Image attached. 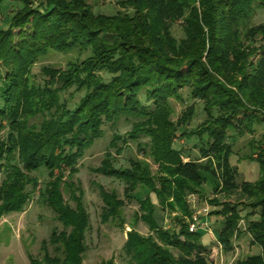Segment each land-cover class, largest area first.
<instances>
[{"label": "trees", "instance_id": "16d2710c", "mask_svg": "<svg viewBox=\"0 0 264 264\" xmlns=\"http://www.w3.org/2000/svg\"><path fill=\"white\" fill-rule=\"evenodd\" d=\"M13 1L26 3L25 0ZM27 1L31 9L23 21L21 17L14 18L0 28V66L7 70L5 74L0 72V118L11 128L9 145L5 146L0 141V172L6 174L0 189V214L23 210L25 201L32 194L26 191L27 184L36 188L38 182L36 178L28 179V176L45 168L49 180L54 179V183L51 190L47 187L42 194L47 196L48 206L57 213L64 226L60 233H53L52 241L61 254L51 256L46 251L42 260L32 259V264H82L88 214L81 206L74 209L65 202L59 184L66 173L73 175L77 172L75 165L78 159L102 137V118L108 121L133 119L129 139L151 138L161 172L156 183L137 161H133L132 168L115 166L110 152L97 170L105 176L124 181L128 185L127 190L136 191L140 185L147 189L146 197L139 200L143 213L141 219L154 230L164 246L152 238L129 233L124 248L133 263L208 264L205 257L210 249L203 245L199 232L191 233L185 223L178 232H170L159 226L156 213L159 207L163 213H174L179 209L188 215L190 205H187L186 198L202 196L203 184L209 179L206 173L214 172L211 161L202 162L221 153V148L225 147L221 144L225 130L218 129V124L221 123V128L234 124V121L221 118L225 111L243 109L247 112V107L252 106L264 112V45L254 48L249 43L246 47L241 40L244 24L255 8H264V0H123L119 4L130 5L134 12L126 17L120 13L95 16L86 0H49L37 6L31 0ZM178 21H182L184 33L180 39L169 30ZM21 25L28 28L26 38L31 40V44L26 39L13 40V31ZM257 34L264 39V25L247 32L251 36L249 41H254ZM21 35L19 33L18 36ZM164 38L168 39V44L164 43ZM129 42L135 47L137 44L134 43L140 44L137 54H130ZM171 47L173 59L165 54L166 48ZM48 48L77 49L84 58L67 77H62L61 86L57 85L56 79L46 80L51 81L48 88L52 89L45 95L55 105L61 99V92L73 89L71 93H77L84 101L75 105L73 110L67 109L69 114L57 119L58 126L42 124L41 131L30 133L22 118L36 115L40 99L35 97L36 94L33 97L31 93H21V84L38 56ZM256 56H259L257 66L249 72V66L253 67L248 62L249 57ZM236 74L241 76V80L232 88ZM96 75H100L102 81L107 75L111 79L95 86ZM116 80L119 83L113 85ZM89 84L95 89L88 91ZM119 87L121 91L115 93ZM185 88L191 89L194 99L203 101L209 122L215 120L218 123L211 132L214 142H207L209 150L202 146L201 158L186 162L183 150L174 147V136L176 132H181L188 139L197 135L198 131L187 132L185 128L193 118L194 105L188 107L183 118L188 119L187 122L180 121L176 125L169 121L171 100L182 99L180 91ZM100 92L106 94L104 99H97ZM247 117L245 120L249 124L253 122L254 118ZM70 137L75 140L73 149L68 155H58L55 148L62 140L63 145L68 146L66 142ZM119 139V136L115 137L109 148H116L121 154L123 149L117 145ZM17 155L19 161L16 160ZM190 156L186 158L190 159ZM248 159L259 164L262 176L254 183L244 182L240 186L235 178L237 172L228 159L225 163H218V168L225 170L223 180L215 179L212 185L230 202L224 204L232 206L226 211L232 214L225 217L217 236L225 251L233 250L235 226L241 218L239 213L253 209L248 214L245 232L251 235L252 242L258 244L262 252L237 264H264V144ZM152 195H155L158 206L152 201ZM102 197L106 205L102 217L108 220L117 214L123 202L118 201L115 193L109 195L102 191ZM233 197L238 202H232ZM242 199L251 202L244 205ZM254 215L258 218L252 219ZM236 233L237 238L244 234L241 230ZM44 247L46 249L47 244L44 243ZM169 248L177 250L179 256L175 257Z\"/></svg>", "mask_w": 264, "mask_h": 264}, {"label": "rangeland", "instance_id": "374dc122", "mask_svg": "<svg viewBox=\"0 0 264 264\" xmlns=\"http://www.w3.org/2000/svg\"><path fill=\"white\" fill-rule=\"evenodd\" d=\"M31 1L34 2V6L39 5L42 1L45 3L49 2V0ZM66 1L69 2L70 0ZM121 1L123 0H86V5L95 16H116L118 13L124 17L132 16L134 14L132 7L128 4H119ZM25 2L24 4L13 0L0 1V28L13 21L14 18L21 17V21H23L25 14L31 9L29 1L25 0ZM260 25H264V8H255L249 21L242 28L241 40L244 44L243 46L248 47L249 43H252L250 46L259 48L264 45V39L260 34H257V38L251 42L249 41L251 36L247 35L250 29ZM19 28L13 31V40L26 39L31 44V40L26 38V30L28 32V28H25L24 25H21ZM182 29V21H178L169 27V30L178 39L184 36ZM19 33H22L21 37L18 36ZM100 37H103L102 34ZM164 43L168 44L167 38H164ZM134 45L136 47L129 42L128 46L130 47L131 55L138 53L136 49L140 50L138 46L140 44L134 43ZM36 46L39 47L38 45ZM166 49L165 54L169 56V59H173L174 53L172 52V47ZM83 58L84 55L82 56L79 50L71 48H48L38 56L33 64V69L25 76L20 89L21 93H31L33 97L36 94L35 97L38 96V100L40 99V109L36 115L22 118L23 125L30 133H37L38 130L41 131L40 127H42V124L50 125V127L58 126L59 122L57 119L59 117H66L69 114L67 109L73 110L75 105L83 103L84 100L80 99V95L71 93L73 89H70L68 92H61V99L55 105L52 104L50 97L45 95L47 91L52 89L48 88L51 81L45 82L46 80H50V78L56 79L58 81L57 85L61 86L62 77H67L73 68L82 62ZM258 60L259 56L249 57L248 62L253 65V67L249 66V72L255 69ZM203 63L207 64L204 58ZM9 68H12V66H9ZM0 72L5 74L7 70L3 66H0ZM103 77H105V81H102L100 75H96L95 86L100 84L101 81L104 83L111 79L109 75ZM235 79L236 83H233L232 88L239 83L238 81L241 80V76L236 74ZM117 83H119L118 80L113 85ZM95 86L91 88V84H89L88 91L95 89ZM119 91H121L120 87L115 93H119ZM43 93L44 95L42 96ZM121 95L118 97H121ZM97 96V99L100 100L104 99L106 94L100 92ZM180 97L182 99L173 98L171 100L172 114L169 117V121L176 125L180 121L187 122L188 119L185 118L183 120V118L188 107L194 105L195 112L193 118L187 122L185 128L187 132H198L197 135H194L190 139L183 137L181 132H176L174 147L178 150H183L185 162L188 160H198L202 156V146L207 151L209 150L207 142H214L211 139V132L217 127L218 123L215 120L209 122L204 111L203 101L194 99L190 88L180 91ZM93 103L91 102V105H94ZM247 108H249L247 112L243 109L238 112L228 109L222 115L221 118L234 121V124L227 128H221V123L218 124V129L225 130V137L223 142H221L225 147L221 148V153L214 154V156L212 155L208 160L202 162L211 161L210 166L214 172L206 173L209 179L208 182L203 184L201 197L199 195H190L186 198V201H188L187 205H190V213L186 215L179 209L174 213H163L159 207L156 213V220L159 226L166 228L170 232H178L183 223L188 227L189 223L194 221L193 216H195L199 225H201L199 233L202 243L210 249V253L205 257L208 264H237L249 256L258 255L262 252L261 247L252 242L251 235L245 232L248 225V214L253 209L244 210L239 213L241 218L235 228L236 232L241 230L244 234L237 238L238 235L235 232L232 239L233 250L225 251V247L222 244H217V230L220 231L222 229L225 217L232 214L231 212H228L229 214L226 213V211L232 209V206L224 204L230 202L223 194L217 193L212 185L216 180H220L221 182L223 180V171L225 172V170L223 167L218 168L219 161L225 163L228 159L230 166L237 172L235 178L239 186L244 182L254 183L262 176L259 164L248 158L258 152L259 147L264 144V112L258 111V109L256 110L252 106ZM246 116H248L247 119L254 118L253 122L249 124L245 120ZM102 121L103 125L100 130L102 137L94 145L86 149L83 156L78 159L75 165L77 172L73 175L69 173L64 175L63 180L59 184V189L65 202L70 204L74 209L81 206L88 214L89 223L85 239V250L81 255L82 264H109L110 262L113 264H134L131 256L127 254L124 248L129 233L135 232L141 237L152 238L155 242L164 246L159 241L154 230L141 219L143 213L139 200L146 197L148 193L147 189H143L142 185H140L136 191L127 190L128 185L124 181L116 177L105 176L97 170L102 167L103 161L107 158V153L110 152L115 166L132 168L133 161H137L141 168L147 169L148 175L158 183V179L161 176L159 163L155 159L150 137L140 136L136 140L129 139L132 123L134 122L133 119L115 118L112 121H108L102 118ZM8 126L9 123L0 118V141L5 146L9 145V134L11 132V128ZM250 128L251 131L249 130ZM118 136L120 139L117 145L123 149L121 154L117 152L116 148H109L112 140ZM73 141L75 140L72 137L68 138L66 142L68 146H64V140H62L61 144L55 148V152H58V155H68L70 150L73 149ZM226 145L228 146L226 147ZM188 155H191L190 159L186 158ZM16 160H20L18 155L16 156ZM5 177L6 174L0 172V189ZM29 177L36 178L38 182L36 188L33 187L34 185L27 184L26 191H30L32 194L25 201L23 210L0 214V264H32V259L42 260L46 251L51 256L61 254L56 250L57 246L52 241L53 233H60L64 229V226L59 221L57 213L48 206L47 196L42 194V192L47 190V187L51 190L54 179L49 180L48 171L45 168L30 174L28 179ZM102 191L109 195L115 193L118 201L123 202V205L118 208L117 214L108 220L102 217L104 208L106 207ZM151 197L156 206H158L155 195ZM237 200L236 197L231 199L232 202H236ZM242 201L244 205L251 202L249 199H242ZM257 218L258 216L254 215L252 219ZM44 243L47 244L46 249ZM169 249L175 257L179 256L180 253L177 250L173 248Z\"/></svg>", "mask_w": 264, "mask_h": 264}, {"label": "built area", "instance_id": "2783aa9c", "mask_svg": "<svg viewBox=\"0 0 264 264\" xmlns=\"http://www.w3.org/2000/svg\"><path fill=\"white\" fill-rule=\"evenodd\" d=\"M193 220L194 221H191L189 223V226H188V229L191 233H196V232H199L200 228H201V225H199L198 221L196 220V217L193 216ZM206 226V224H205ZM211 232V231H210ZM219 245H221L219 242L217 243Z\"/></svg>", "mask_w": 264, "mask_h": 264}, {"label": "crops", "instance_id": "0c3cea01", "mask_svg": "<svg viewBox=\"0 0 264 264\" xmlns=\"http://www.w3.org/2000/svg\"><path fill=\"white\" fill-rule=\"evenodd\" d=\"M152 198V197H151ZM152 201H153V199H152ZM154 202V201H153ZM154 204H156L155 202H154ZM166 229V228H165ZM200 231V230H199Z\"/></svg>", "mask_w": 264, "mask_h": 264}]
</instances>
